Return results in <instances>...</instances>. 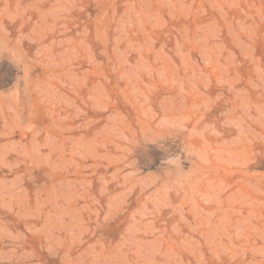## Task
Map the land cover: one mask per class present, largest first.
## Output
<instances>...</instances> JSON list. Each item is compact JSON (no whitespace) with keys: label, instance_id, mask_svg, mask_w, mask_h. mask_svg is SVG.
Instances as JSON below:
<instances>
[{"label":"rangeland","instance_id":"1","mask_svg":"<svg viewBox=\"0 0 264 264\" xmlns=\"http://www.w3.org/2000/svg\"><path fill=\"white\" fill-rule=\"evenodd\" d=\"M0 264H264V0H0Z\"/></svg>","mask_w":264,"mask_h":264},{"label":"clouds","instance_id":"2","mask_svg":"<svg viewBox=\"0 0 264 264\" xmlns=\"http://www.w3.org/2000/svg\"><path fill=\"white\" fill-rule=\"evenodd\" d=\"M164 163L167 165H170L172 167H182L183 166V157L179 153L174 154V155H169L165 159Z\"/></svg>","mask_w":264,"mask_h":264},{"label":"bare ground","instance_id":"3","mask_svg":"<svg viewBox=\"0 0 264 264\" xmlns=\"http://www.w3.org/2000/svg\"><path fill=\"white\" fill-rule=\"evenodd\" d=\"M39 191V190H38ZM53 191V190H52ZM51 193H53V192H51ZM51 196V195H50ZM51 197H54V196H51ZM10 200H12V199H10ZM2 203H4V202H2ZM5 203H9V200H8V202H5ZM40 209V208H39ZM10 222V221H9ZM57 230V229H56ZM8 238V237H7ZM54 240V239H53ZM12 243V242H11ZM26 259V258H25Z\"/></svg>","mask_w":264,"mask_h":264}]
</instances>
